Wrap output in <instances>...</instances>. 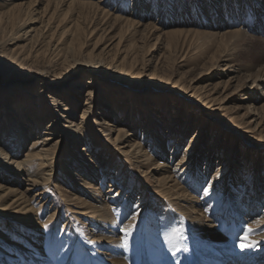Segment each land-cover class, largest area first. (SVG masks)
I'll use <instances>...</instances> for the list:
<instances>
[{"label": "rangeland", "instance_id": "1", "mask_svg": "<svg viewBox=\"0 0 264 264\" xmlns=\"http://www.w3.org/2000/svg\"><path fill=\"white\" fill-rule=\"evenodd\" d=\"M3 1L9 0H0V5H3ZM150 1L142 0L144 7L141 11L146 16L139 18L134 15V18L140 20L139 32L135 36H132L131 29L121 27V24L112 20L101 21L97 16H94L95 18L77 17L75 13L72 14L73 18L71 19H74L73 22L76 21V29L63 34L62 28L65 24L62 23L56 31L52 29L54 32L50 34L49 25H45L46 14H35L42 11L45 2L37 4L38 9L32 14L37 19L33 23L37 30L30 32L31 35L28 34V36H21L13 40V44L8 45L6 50L0 52L1 99L6 94V89L10 87L29 88L34 91L33 93H38L37 91L43 87L42 82L46 81L48 87L57 90L56 93L61 98L68 99L71 95L77 98L74 103L76 115H73L71 120L80 121L79 115L83 113L84 104L89 98L88 92L95 90L92 99L95 104L92 120L96 121L93 124L97 128L107 118L117 126L121 119L127 118V115L125 116L127 104H134L135 121L140 116L142 118L143 115L149 114L147 123L151 124L153 118L158 116L163 122L164 128L158 129L165 134L164 143L167 149L165 153L160 151L159 155L162 156L155 153L157 159L163 162L169 161L167 152L169 153L173 149L176 142L180 139L183 140L182 148L178 153L179 157L188 147L191 138L202 130L198 133L199 138L196 145L198 164L192 166L191 171L186 174V178L181 180L187 193L194 195L198 200L200 199L201 203L203 201L202 204L195 207L194 213L188 212L192 203L189 204L185 202L186 200L178 201L179 203L172 202L166 200L167 197H161L152 192L158 190L154 186V180L163 177V170L156 171V165L151 166L147 183L143 184L137 174L138 170H135L137 165L130 163L131 160L122 155V150L111 145V140L107 142L102 140L103 136L99 131L95 132L96 136L92 137V141L99 137L101 146L105 144L109 153L103 154L104 150L102 149L95 153L93 144L85 146L84 140L75 145L74 151L80 150L84 158L91 160V162L83 163L88 169L94 171L96 176L94 183L98 186L102 185L104 194H108L111 188L115 190L117 184L121 185L120 180L123 178L131 183L130 188L123 185L124 193L121 194L118 201H109L112 208V210L110 209L111 215L113 219L115 218L118 227V230L112 234L121 235L123 239L121 243L124 242L121 249L105 246L109 244L102 246L100 243H94L92 241L93 231L89 230L92 226L87 225L83 221L84 219L80 221L76 217L78 215L71 213L72 211L67 209L65 201H63L66 189L71 188L72 192L75 191L73 183L71 185L63 182L66 180L64 171L68 168L71 169L65 165V163L68 165L71 162L68 155L73 150L71 139L74 140V138L71 135L67 137V140H62L58 149L55 159L57 168L53 174L56 178L54 183L48 186L39 183L27 192V181L25 180L28 177L27 174H22L17 182L14 180L10 183L19 192H25L24 196L33 197L38 191L47 192V197L42 202L44 203L42 210L37 215L41 223L46 221L54 209H59L57 225L53 230L48 227L42 235L38 234L37 236H34V233H29L34 238V242L43 247L41 250L36 249L35 245L32 246L25 239L31 249L34 247L35 254L47 257L50 264H66L69 260H73V264H113L111 258L114 256H120L125 261L129 260L128 264H144L150 262L148 261L149 256L153 252L158 264H200V260L208 258L209 255H219L218 253L223 251L224 244L230 243L238 249L240 237L246 230L245 225H251L255 220L264 217V191H262L264 189V33L258 28L264 24V0H182L180 8L177 7L178 3H175V0H156L154 9L151 11ZM131 2V0L127 2L129 8L132 6ZM115 7L114 4L110 8L113 11ZM0 10H4V8ZM150 19H152L151 21H155V19L160 21L156 24L160 27L158 35L162 31H169L177 27L183 28L186 32H177V35L167 34L165 37L163 35L159 39L157 35H154L148 40L145 36L148 32L147 23ZM41 22L44 24L42 25ZM238 27L241 28L239 33L225 32ZM16 30V26L13 27L10 23H0V44L11 38L10 36ZM194 30H198L199 34H196L197 32ZM119 40L120 44H117ZM67 44L70 48H66L69 47ZM11 49L15 50L9 53ZM122 51H124L123 53H134L135 58L132 57L134 66L141 72L139 77L136 75L137 80L146 85L134 90V98L131 99V102H129L130 99L124 101L128 97L122 92L113 91L112 98L114 100H112L108 96V92L103 91L104 89L110 91L109 85H115L122 90L131 88V85L130 87L124 86L121 82H115L107 76V74H119L115 70L114 64L121 56ZM91 55L92 61L101 63V68L98 67L95 72L88 69ZM232 59L234 63L239 62L242 65L239 70H234L235 68L230 66ZM123 77L129 78L126 75ZM161 79H180L191 88L195 87L200 92L211 94L212 98H216L217 105L212 106L211 109L207 108L187 96L186 93L171 91L170 87L164 86L166 81H164L166 83L157 82ZM91 80L94 83L89 86L88 81ZM79 83L83 86L77 89ZM168 88L171 90L169 91ZM13 91L16 90H10V92ZM110 101L118 103L122 111L121 114L119 112L116 116L113 113V109L109 106ZM47 105V108H56L51 107L49 103ZM220 105L225 108H218ZM251 105H255L256 108H252ZM258 108L259 110H257ZM60 109L62 110V108ZM28 114L31 115V113ZM29 115L22 122L26 131L30 127L31 129L35 127L33 123L28 125L31 119L29 117H32ZM58 117H60L58 119L60 125L56 127V135L66 122L65 117ZM50 118L44 120V128L47 127ZM258 118L262 120L256 121ZM142 124L144 125L145 122L141 121L136 125L140 137L143 135L144 129ZM172 124H174L176 135L167 144L168 140L165 137H167L168 127ZM1 127L4 125L0 124V134L3 132ZM37 132L38 130L33 131L31 138H35ZM55 133L54 136H56ZM60 135L56 139L61 140ZM29 141H31L30 138L27 140L26 146L30 143ZM82 147L87 150H81ZM210 154L212 165L205 174L207 182L219 170L218 166L223 168L221 172L226 174L227 178L222 180L219 187L217 184L214 185L213 189L215 190L209 192L212 197L207 201V199H203L207 185L202 182L198 188H195L192 177H196L200 171H203ZM80 167L84 168L82 165ZM85 171H81V173L84 177H88ZM254 179H256L254 183L260 180L263 185L260 187L262 195L259 193L260 188L256 191L257 194L253 192L252 182ZM248 182L250 183L248 184ZM115 183L116 185H114ZM58 185H61L64 194L58 192ZM132 196L134 199H131ZM2 201L4 202V200ZM3 202L0 205H3ZM250 202L255 205V207L252 206V210L248 206ZM199 209H203L202 211L207 213H204L206 216H201ZM207 209L208 211H206ZM15 210L12 209L10 211L12 213L8 217L10 221H15L18 224L19 222L15 218L21 217V215L13 214ZM239 210L243 211L241 217L244 218L239 216L241 215L237 212ZM35 213L30 212L31 217L35 216ZM2 216L4 215L2 214ZM133 217H136L135 222L130 224L127 231H123L122 227L125 221ZM195 217L202 218L210 225H214L215 230L220 231L222 239L207 240L195 225L193 221ZM209 219L212 220L209 221ZM263 224L264 222L262 224L255 222L251 225L253 231L249 233L248 242L256 234L264 233ZM232 228L235 233L228 234ZM11 233L16 234V230L13 229ZM41 239H43L42 242ZM46 241L49 243V249H47ZM262 243L264 244V242ZM3 256L0 251V259ZM23 262L27 261L19 259L14 264ZM261 262L263 261L258 264Z\"/></svg>", "mask_w": 264, "mask_h": 264}, {"label": "bare ground", "instance_id": "2", "mask_svg": "<svg viewBox=\"0 0 264 264\" xmlns=\"http://www.w3.org/2000/svg\"><path fill=\"white\" fill-rule=\"evenodd\" d=\"M131 1H132L131 8H129L130 6L128 7V3H127L128 0H9L5 2L3 1V5H0L2 6V8L0 9L4 8V10H0V23L2 24L10 23L13 27L16 26L17 30L15 31L14 34L10 36L11 38H8L7 40L3 41L2 44H0V52L6 50L8 48L7 47L8 45L13 44L12 42L13 40L18 39L21 36L23 37L28 36V34L31 35L30 32L37 30L36 27L33 25V23L36 22L37 19L34 18L32 14L35 13V11H37L38 9L36 5L44 2H45V6L42 9V11L36 12L35 14H41V13L42 15L46 14L45 25L46 24H47L46 26L49 25L48 30L50 29L49 30L50 34L56 31L58 26L61 25L62 23L65 24L62 28L63 34L66 32L68 33L70 31L72 32L74 29H76L75 27L76 21L73 22L74 19L73 20L71 19L73 18L72 14L75 13L77 17L86 16L87 18L89 17L92 18L94 16H97L101 21L108 22L109 20H112L115 23L121 24V27H126L127 29H131L132 36H135L139 32L140 20L134 18V15L136 17L141 18L143 16H146V14L143 11H141L144 7V2H142V0H131ZM155 3L156 0L150 1V8H151L150 11L154 9ZM175 3H178L177 7L179 8L182 7L180 6V3H183L182 0L181 2L180 0H175ZM114 4L116 7L112 11L110 7L114 6ZM126 13L129 14L126 15ZM151 20L152 19H150L149 22L147 23L148 32L145 36L148 38V40L154 37V35H157L159 39L163 35L165 37V35L167 34L174 33L173 35H175L177 32L179 33L186 32V30H184L183 28L177 27L169 31H162V33L158 35L160 27L156 26V24H158L160 21L156 19L155 21H151ZM43 24L44 22L42 23V25ZM258 28L264 33V24ZM52 29L55 30L52 32ZM194 31L197 32L196 34H199L198 30H194ZM239 31H241V28L238 27L233 30L230 29L226 30L225 32L239 33ZM208 34H210V32H208ZM117 44H120V40L117 42ZM67 46L69 45L67 44ZM66 48H70V46ZM258 49L260 50V48ZM14 50L15 49H11L9 53L14 52ZM123 52L124 51H122L121 56L114 64L115 70L119 72V74L118 75L107 74V76L108 78L114 80L115 82H121L124 86L130 87L131 85V88L122 90L118 87H115V85H109L111 90L109 91L104 89L103 91L104 92L107 91L108 96L112 100H114L112 98V96H114L112 94L114 93L113 91L115 92L119 91L120 93L122 92L124 93V95L126 94V96L128 97L127 99H124V101L130 99L129 102H131L132 101L131 99L134 98V90L144 87L145 83L137 80V76L140 75L141 72L139 69H137L134 66V60H133V58H135L134 53L129 54L127 52L125 53ZM90 58L91 59L89 64L91 67L89 66V68L88 67L87 68L95 72L98 67L101 68V63L99 64L98 61H92L93 60L92 55L90 56ZM230 61H231L230 66L234 67L235 68L234 70H239L240 67L242 66L240 65L239 62L234 63L233 59ZM123 75L129 76V78L123 77ZM164 81H166L167 83ZM88 82H89V86L94 83V81L92 80ZM157 82L166 83L164 86L167 85V87H170L172 89L171 90L168 88L169 91L171 90L177 93H186L187 96L193 98L195 101H198L207 108L211 109L212 106L217 105L216 98L215 97L212 98L210 96L211 94L208 95V93L200 92L195 87L191 88L190 85L184 83L180 79L178 80L161 79ZM42 84L43 87H41L37 91L38 93H33L34 91L30 90L29 88L15 89L10 87L6 89V94H4L3 99H1L0 97V124L4 125V127H1V130H3V132L0 134V203L3 202L2 200H4L3 205H0V238H1L0 251L5 256V257L3 256L2 259H0V264H2V262H4V264H14V262H17L19 259H24L25 261H27L25 263L23 262L22 264H50L48 261L49 259H47V257L36 255L35 254L36 250L34 249V247L33 249H31L28 243L25 241V239L28 240L32 244V246L35 245L36 249L41 250L43 247L41 245H38L37 242H34V238L29 233H34V236H37L38 234L42 235L46 230V228L48 227H50L51 230H53V228H55V226L57 225L56 221L59 215V209H54L49 214L46 221L41 223L37 215H39L40 211L42 210L43 207L42 205H44V203L42 202L47 197L46 195L47 192L38 191V193H36L33 197L24 196L25 192L23 193L19 192V190L13 188L10 183L14 182V180L17 182L18 179L21 178L22 174L28 175L27 179H25L27 181L26 192L32 190V188H34L39 183L45 184V186L54 183L56 178L55 176H53V174L55 169L57 168V164H55V159L57 158V152L61 145L62 140L64 139L67 140V137L70 135L74 138V140L71 139V142H73V147H72L73 150H71L70 153L68 152L71 162L68 165L65 163V165L70 167L71 169L65 166L68 169L64 171V177L66 180H63V182L70 183L71 185L73 183V186H75L74 189L75 191L72 192L70 190L71 188L66 189V194L65 197L63 198V201H65V205L67 206V209L72 211L71 213L78 215L76 217L79 218L80 221L84 219L83 221H85L87 225L92 226V228L89 227L90 228L89 230L93 231L92 241H94V243L95 242L100 243L102 246H104L105 244H109V245H105L108 248H120L123 245L124 242L121 243V240H123L121 235L118 233L112 234V232H116V230H118V227L116 225L115 218L113 219L111 215L112 211L110 212V209L112 210V208L110 207L109 201H113V200L118 201V198L122 196L121 194L124 193V189H122L123 185H125L126 188H130L131 186L130 181L125 180V178H123L122 180H120L121 185L117 184V188H115V190H112L111 188L109 189L108 194H104L102 190V185L99 184L98 186L97 184L94 183V181L96 180L94 171H91L90 169H88L87 166H85V163L88 161L91 162V160L86 157L84 158V155L81 153L80 150L74 151V149H76L75 145L78 142L84 140L85 146L90 145L91 143L93 144L95 153L101 149L104 150L103 154H105L106 152L109 153L105 147V144L101 146L102 143L99 142V137H96L95 141L94 140L92 141V137L96 136L95 132L99 131V133H101L103 136L102 140H104L105 142L111 140V145H113L118 150H122V155H124L126 159L131 160L130 163H133V165L134 164L137 165L135 170L136 169L138 170L137 174L140 176V179L143 182V184L146 185L147 183L146 180L149 178V172H150L149 169L151 166L156 165L155 167L156 171L163 170L164 172L163 177L158 178L156 181L154 180V184H155L154 186H156L158 190H153L152 192H154L156 195L165 198L167 197L166 200H170L172 202L186 200L185 202L189 204L190 203L193 204L190 207V210H188V212H193V213L196 211L195 207L203 203V201L201 203L200 199L199 200L196 199L194 195L187 193V190L185 189L183 183L181 182V180L186 178V174H188L191 171L192 166L198 164V158H197L198 153H197L196 145L198 144V138H199L198 133L201 132L202 130L198 131L194 135V137L191 138L188 147L185 148V150L179 157H178V153H180V150L182 148L183 140L180 139L178 142H176L174 144L173 149L169 153L167 152V154H169L168 157L169 161L166 163L161 161L160 159H157V156L155 155V153L159 155L160 151H163L165 153L167 149L164 143L165 134L161 133L160 130L158 129V128L161 129L164 128L163 122L161 121V119H159V116L153 118L154 120H152L153 123L151 122V124L147 123L148 122L147 115L150 116L149 114L143 115L142 118H140L141 117L140 116L138 120L135 121L134 120L135 106L134 104H127L128 108L125 113V116L127 115V118H124L123 120L121 119V122H119L117 126L112 124L110 122L111 120H108L107 118V120H105V122L100 124L101 126L97 128L93 124L94 120H92V116L94 114L93 107L95 105L92 99L94 96L93 94H95L94 93L95 90L88 92L89 98H87L84 104L83 113L79 115L81 119L80 121H76V120H71V118L73 115H76L74 109V103L75 101H77V98L74 97L73 95L71 96L69 95L70 98L68 97V99H65L64 97L61 98V96L58 93H56L57 90L48 87V83L46 81H43ZM78 86L79 87L77 89H80L83 86V84L79 83ZM10 90H16V91L10 92ZM8 95L10 96L8 98H5ZM48 103L51 104V107L54 106L56 108L55 109L47 108ZM109 106L113 109V113L116 114V116H118L119 112L120 114L122 113L121 108L117 102L110 101ZM251 107L256 108L255 105L253 106L251 105ZM58 108H59V112H58ZM60 108H62V110ZM218 108H225V107L220 105ZM261 109H263V107H261ZM4 110L6 111L5 114H4ZM257 110H259V108ZM28 113H31L32 115V117H29L31 119L28 122V125H30V123H33V126L35 127L33 129H31L30 127L31 130L29 129L28 131H26L24 126L22 125V122H24L25 120L24 118L29 115ZM58 116L65 117L66 122L63 125V128L60 130V132L56 135L55 133L56 127L60 125V122L58 121L60 117ZM47 118H50V122L47 124V127L44 128V120ZM260 119L261 118H258L256 119V121L259 122ZM127 121H129L130 123L129 122L126 123ZM141 121L145 122L144 125L142 124L144 127L142 133L143 137L142 136L140 137L138 129H136V125ZM173 126L174 124L168 127L166 134L167 137H165L168 140V141L166 140L167 144H169L176 135V131H174ZM35 130H38V132L35 134L36 137L31 138L33 135V131ZM40 132L42 133L40 134ZM54 133L56 136H54ZM240 133L242 132L240 131ZM59 134H61L60 135L61 140L56 139V137L59 136ZM29 138L31 139V141H29L30 143L26 146L27 140H29ZM84 147H82L81 150L86 151L87 149ZM213 149L214 147L212 148V150ZM205 164L206 166L205 168H203V171H200L196 177L193 176L192 179L194 178L193 183L195 185L194 186L195 188L196 187L198 188V186H200L202 182L205 183V185H207V189L205 190L203 199H207L208 201L212 197L211 194H209V192L215 190L213 189L214 185L217 184L219 187L222 180H224L227 177L226 174L221 172L223 168L221 166H218L219 170H217L216 173L213 175L212 179L209 182H207L205 174L207 173L206 172L207 169L210 168L212 165L211 154L207 157V161ZM80 165H82L84 168L80 167ZM81 171H85V174H87L88 177H84ZM255 180L256 179H254L252 182V187L254 189L253 192L257 194L256 191H258V189L263 185L261 184L260 180L254 183ZM249 183L250 182H248V184ZM114 185H116V183ZM57 189L59 193L64 194V192H62L61 190V185H58ZM259 191H260L259 192L260 195H262L261 188ZM262 191H264V189ZM132 198L134 199L133 196L131 197V199ZM253 205L252 202H250V205H248L250 206L249 208L250 210H252L253 207H255V205L254 206ZM12 209H16L15 211H13V214L17 213L21 215V217L17 216V218H15L19 222L18 224L15 221L9 220L10 219L9 215L12 213L10 211ZM202 210L199 211L201 216L207 214ZM255 210L257 209L255 208ZM206 211H208V209ZM30 212H36L35 216L31 217ZM237 212L241 214L239 215L241 217L243 211L239 210ZM2 214L4 216H2ZM135 219L136 217H133L132 219H128L127 221H125L122 230L127 231L130 228V224L135 222ZM211 220L212 219H209V221ZM193 221L195 222V225L197 226L199 232H201L207 238V240L212 238L217 240L222 239L220 235L221 233L219 234L220 231H216L214 225H210L206 220L195 217L193 218ZM255 222H259L262 224L264 222V217H261L259 220H255ZM13 229L16 230V234L11 233ZM229 233L231 235L235 233L233 228L228 231V234ZM42 240L43 239H41V242ZM253 241L257 242L253 247L244 248V249H241L240 247L236 249L230 243L224 244L222 246L223 251H220V253H218L219 255H215V254H212L213 256L209 255L207 256L208 258L201 259L200 264H258V262L260 261H263L260 264H264V244L262 243L264 242V233L260 235L256 234V236L252 237L249 242H253ZM47 242L48 241H46V243ZM47 245H48L47 249H49V243H47ZM211 246L208 247L212 248ZM153 255L154 252L151 253L149 256L148 261L150 262L144 264H158L157 258H155ZM72 257L74 256L72 255ZM111 261L113 262V264H128V262H130L129 260L125 261L120 256L112 257ZM66 264H73V260H69V262H67Z\"/></svg>", "mask_w": 264, "mask_h": 264}, {"label": "snow or ice", "instance_id": "3", "mask_svg": "<svg viewBox=\"0 0 264 264\" xmlns=\"http://www.w3.org/2000/svg\"><path fill=\"white\" fill-rule=\"evenodd\" d=\"M245 232L244 235L240 237V244L239 247L241 249L244 248H251L253 247L257 242L253 241V242H248V237H249V233H251L253 231L252 226L250 224H246L245 225Z\"/></svg>", "mask_w": 264, "mask_h": 264}]
</instances>
